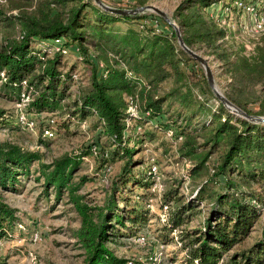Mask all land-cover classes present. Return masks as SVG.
<instances>
[{
  "label": "trees",
  "instance_id": "trees-1",
  "mask_svg": "<svg viewBox=\"0 0 264 264\" xmlns=\"http://www.w3.org/2000/svg\"><path fill=\"white\" fill-rule=\"evenodd\" d=\"M21 1L24 4L15 5L16 14L0 9L3 25L11 32L18 27L22 34L21 38L16 37L17 33L15 37L11 32L6 34L0 47V72L4 75L3 84L16 90L17 96L25 82V90L32 96L28 112L59 111L79 119L95 117L101 134L127 156V166L132 161V151L125 146L128 133L137 128L144 133L152 121L151 137L152 132H163L167 125H173L169 127L175 139L182 137L185 152L181 154L191 156L192 164L187 171L186 189L184 180L180 186L186 196L178 195L177 188L164 191L161 206H167L164 230L167 234L178 230L174 242L185 252V263L264 264V233L251 246H245L264 213V122L232 113L215 96L203 71L194 69L199 73L198 86L187 79L190 70L187 63L198 61L179 46L174 27L158 14L122 15L102 8L94 0ZM219 1L222 0H180L172 19L189 48L202 50L225 65L230 81L223 95L246 114L264 116V43L257 44L249 56L228 49L225 28L206 15L208 8ZM227 1L225 5L234 11L257 3V0ZM235 1L241 2V6L233 5ZM130 2L132 8L145 5L143 0ZM148 18L155 25L147 23ZM119 23L128 26L122 29ZM57 39L64 40L60 48L53 49ZM43 41L49 42L47 48L38 47ZM73 53L78 57L76 60L90 68L85 85L76 86L72 93L69 88L76 81L75 72H64L60 62ZM168 80L173 86L160 95V85ZM135 93L141 110L132 117L126 111V96ZM209 98L214 99L210 108L206 104ZM252 105L256 108H251ZM196 112L210 113L201 134L199 129L186 127ZM47 120L41 122L40 129H55L56 119L49 116ZM200 135L202 143L198 141ZM214 149L219 154L209 165ZM110 154L113 158L118 152L99 150L104 165L109 164ZM37 160L39 156L34 152L4 151L0 147V187L14 189L17 177L30 174ZM80 163L81 155L65 154L47 165L39 176L45 188L54 189L57 199L66 191L79 215L80 225L74 236L84 250L83 264H127L107 246L113 235L109 231L113 227L111 222L123 227L126 221L144 224L151 198L142 204L139 200H143L145 193H137V207L121 214L114 187L102 205L89 206L77 193L86 177L73 180ZM204 170H208V178L195 189L189 187L190 179ZM158 174L161 175L159 169ZM120 179L126 182L124 173ZM133 183L146 187V193L151 192L154 176L149 165L144 178L133 179ZM209 183L220 185L221 190H210ZM253 185L262 193H257ZM14 212L0 194V239L12 229ZM193 220H197V225L186 229ZM0 264H6L2 257Z\"/></svg>",
  "mask_w": 264,
  "mask_h": 264
},
{
  "label": "rangeland",
  "instance_id": "rangeland-1",
  "mask_svg": "<svg viewBox=\"0 0 264 264\" xmlns=\"http://www.w3.org/2000/svg\"><path fill=\"white\" fill-rule=\"evenodd\" d=\"M102 1L111 7L132 9L130 0ZM143 1H145V5L151 4L164 11L175 23L172 19V12L180 0ZM226 2L228 1L222 0L213 3L206 11V15L225 28V44L228 49L236 50V54L249 56L257 44L264 43V1L257 0L256 4L247 5L243 11L232 10L230 5H225ZM22 4L24 2L21 0H0V9L6 13L16 14L18 10L15 5ZM233 5L238 8L240 2L235 1ZM145 12L156 14L152 10ZM145 21L153 24L150 18ZM119 25L122 29L128 26L126 23H119ZM10 32L11 29L5 27L0 21V47L6 34ZM11 33L12 37H15L17 32L13 30ZM63 40L61 39L58 43L54 42L53 49L60 48L59 44ZM48 45V41H43L39 42L38 47L47 48ZM196 52L207 60L216 87L223 94L230 81L225 65L213 56L204 54L202 50ZM77 58L73 53L61 58L60 62V68L64 72H75L73 78L76 81L71 82L69 88L72 93L76 86L85 85L90 68L83 61L76 60ZM197 63L195 64L193 61L187 63L190 69L187 70L190 73H188L187 79L195 86H198L200 78L198 77L199 73H195L194 69L203 71L205 74L202 64L199 61ZM3 80L4 75L0 72V115L3 114L0 116V147L4 151L19 149L22 152H34L39 156V160L31 166L30 174L17 177L14 189L0 187L3 200L15 211L12 229L0 239V257L6 261V264H83L84 250L74 236V230L80 225V217L68 199L67 192L64 191L57 199L54 189L45 188L43 178L39 176V173L46 171L47 165L65 154L81 155V163L73 180L78 181L79 177H86V181L80 186L77 193L83 196V202L87 205H102L114 187L117 189L115 194L121 214L127 213L126 211L131 207H137L138 203L135 202L137 193H145L143 200H139L142 204H146L147 199L151 198L150 201L148 200V220L144 224L132 225L126 221L123 227L111 222L113 227L109 231L113 235H110L111 240L107 242V246L117 257L125 259L127 264H186L185 252L181 250L180 245L174 242L176 241L175 237L179 234L178 230L168 234L164 230L167 206H161V203L165 201L162 198L164 191L177 188L178 195L186 196L180 186L183 180L185 182L188 180L187 171L192 164L191 156L181 154L182 151L185 152L182 137L177 136L175 139L174 131L170 128L173 125H167L164 133L162 131L152 132V138L149 137V133H151L149 131L154 126L152 121V126L144 128V133L139 128L135 132L128 133L129 137L125 146L132 151V161L127 166V156L121 152L120 147L112 144L106 135L101 134V128L95 117L79 119L59 111L50 113L30 110L28 112L27 108L32 96L29 91L25 90V83L17 96V91L5 86ZM172 86L171 80L161 84L158 90L159 94L163 95ZM192 88L196 90L194 86ZM131 97L137 105L139 114L141 110L139 96L137 93L126 96L127 106ZM206 104L207 107H212L214 99L209 98L206 100ZM192 108L193 106L190 109L192 110ZM251 108H256V106L252 105ZM20 112L27 114L29 121H33V126H27L18 121ZM189 113L190 111L186 115ZM209 114L206 112L192 114L191 121L186 124V127L188 130L199 129L198 133L201 134L203 132L201 128L206 126L209 120ZM49 116H53L56 122L55 129L51 130L52 135L47 136L43 134L44 129H40V124L42 121H48L47 117ZM198 141L202 143L201 135ZM102 149L108 150L109 153L114 149L118 154L113 158L110 154L109 164L104 165V161L99 155V150ZM217 152L218 150H213L209 158V165L217 160L219 154ZM151 162L157 165L161 174L159 176L160 188L158 191L151 190L148 194L146 187H141L139 184L134 185L133 179H143L147 166L150 167ZM124 167H126L125 172ZM123 173L126 179L124 183L120 179ZM208 176V170H204L200 176L197 175L190 179L189 187L197 188ZM183 185V189H186L188 183ZM207 186L210 190H221L220 185L217 184L209 183ZM253 189L257 193H262V190L256 185H253ZM172 206L174 207V203ZM196 225L197 220H193L185 228L191 229ZM35 233L38 235L36 240L34 239ZM263 233L264 213L259 217L253 231L245 241V246H251L262 237ZM138 234L145 236L144 242L136 240Z\"/></svg>",
  "mask_w": 264,
  "mask_h": 264
},
{
  "label": "water",
  "instance_id": "water-1",
  "mask_svg": "<svg viewBox=\"0 0 264 264\" xmlns=\"http://www.w3.org/2000/svg\"><path fill=\"white\" fill-rule=\"evenodd\" d=\"M98 5H100L102 8L111 11V12H115L118 14H122V15H134V14H141L144 13L147 10H152L153 12H155L156 14L160 15L164 21H166L168 24H170L171 26L174 27L175 32H176V36H177V41L179 46L193 59L199 61L205 71V75H206V79L207 82L210 86V88L212 89L213 93L215 94V96L230 110L233 111L234 113H236L239 116L245 117L247 119H250L251 121H257V122H264V116H253V115H248L246 114L243 110H241L240 108H238L236 105H234L231 101H229L222 93L219 92L218 88L216 87L213 75H212V71L208 65L207 60L202 57L199 53H197L196 51L192 50L191 48H189L183 38L182 35L178 29V27L176 26V24L174 22L171 21L170 17L161 9H159L158 7L151 5V4H147V5H143V6H138L132 9H122V8H115V7H111L108 6L107 4L103 3L102 0H94Z\"/></svg>",
  "mask_w": 264,
  "mask_h": 264
},
{
  "label": "built area",
  "instance_id": "built-area-1",
  "mask_svg": "<svg viewBox=\"0 0 264 264\" xmlns=\"http://www.w3.org/2000/svg\"><path fill=\"white\" fill-rule=\"evenodd\" d=\"M240 6H241V2H240ZM17 30V35L16 37L17 38H21L22 37V34L20 33V31L18 30V27H16ZM61 39H57L55 40V43L57 42H60ZM61 44V43H60ZM59 44V46H60ZM58 49V48H56ZM25 83V82H23ZM127 112L129 113L130 116L132 117H135L137 116L138 114V110H137V105L133 99V97H131L130 101L128 100V106H127ZM18 121L21 123V124H26L27 126L31 125L33 126V121H29L28 117H27V114L25 112H20L19 115H18ZM170 133V132H168ZM43 134H46L47 136H50L52 135V131L51 129L49 128H44L43 130ZM150 172L152 173V175L154 176V183L151 187V190L152 191H158L159 188H160V184H159V174H158V167L155 163L151 162L150 163ZM264 211V210H263ZM34 239H38V235L35 233L34 235ZM136 240L139 241V242H144L145 241V236L144 235H137L136 237Z\"/></svg>",
  "mask_w": 264,
  "mask_h": 264
}]
</instances>
